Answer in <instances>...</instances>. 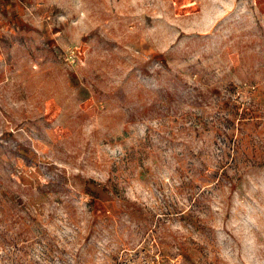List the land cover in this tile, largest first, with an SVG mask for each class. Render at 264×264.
I'll return each mask as SVG.
<instances>
[{
	"label": "rangeland",
	"instance_id": "obj_1",
	"mask_svg": "<svg viewBox=\"0 0 264 264\" xmlns=\"http://www.w3.org/2000/svg\"><path fill=\"white\" fill-rule=\"evenodd\" d=\"M0 264H264V0H0Z\"/></svg>",
	"mask_w": 264,
	"mask_h": 264
},
{
	"label": "built area",
	"instance_id": "obj_2",
	"mask_svg": "<svg viewBox=\"0 0 264 264\" xmlns=\"http://www.w3.org/2000/svg\"><path fill=\"white\" fill-rule=\"evenodd\" d=\"M83 55V49L81 46H74L70 48L67 54V59L74 63L77 62Z\"/></svg>",
	"mask_w": 264,
	"mask_h": 264
},
{
	"label": "crops",
	"instance_id": "obj_3",
	"mask_svg": "<svg viewBox=\"0 0 264 264\" xmlns=\"http://www.w3.org/2000/svg\"><path fill=\"white\" fill-rule=\"evenodd\" d=\"M11 5H8V7H10Z\"/></svg>",
	"mask_w": 264,
	"mask_h": 264
}]
</instances>
